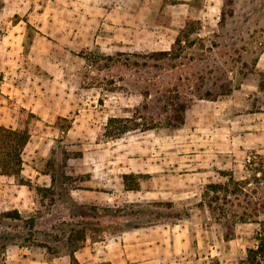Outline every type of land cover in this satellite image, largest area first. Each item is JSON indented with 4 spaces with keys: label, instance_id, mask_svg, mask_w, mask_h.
<instances>
[{
    "label": "rangeland",
    "instance_id": "1",
    "mask_svg": "<svg viewBox=\"0 0 264 264\" xmlns=\"http://www.w3.org/2000/svg\"><path fill=\"white\" fill-rule=\"evenodd\" d=\"M0 2V125L29 130L22 174L51 189L31 192L25 185L21 192L13 176L0 175V213L28 201V193L34 203L20 211L25 220L36 216L33 229L22 220L0 222V231L18 235L0 254V264L47 258V249L36 244L49 241L62 221L82 219L72 214V200L128 213L88 216L86 242L137 231L146 242L161 243V264H238L256 245L259 222H218L200 202L207 184L227 182L226 174L248 178V158L257 153L264 160V0ZM187 22L198 31L179 59L132 55L170 49ZM117 52L120 62L96 59ZM159 62L162 69L152 66ZM199 72L203 87H216V95L196 98L178 127L131 130L119 138L105 134L109 117L129 116L142 104V84H166L179 73H194L199 83ZM224 83L231 91L218 93ZM149 101L156 106L154 95ZM131 172L141 175L138 190L124 187L122 175ZM243 191L261 202L264 181ZM146 201H155L157 221L148 212H130L143 206L129 203ZM158 201H171L183 216H171L174 210ZM262 208L233 207L259 213L255 219H264Z\"/></svg>",
    "mask_w": 264,
    "mask_h": 264
},
{
    "label": "trees",
    "instance_id": "2",
    "mask_svg": "<svg viewBox=\"0 0 264 264\" xmlns=\"http://www.w3.org/2000/svg\"><path fill=\"white\" fill-rule=\"evenodd\" d=\"M2 3L0 2V5ZM222 23L225 20V10L222 9L221 12ZM198 31V27H194L192 22H187L185 26L179 31L176 36L172 46L168 50L153 51L149 54H137L133 53L135 57L142 58H156L162 62L165 60L175 61L179 59L185 52V49L195 42L192 36ZM0 31V35H1ZM200 37L196 35V39ZM122 53L117 52L116 55L99 53L98 59L104 60L106 62H120V56ZM89 58V57H88ZM90 59V58H89ZM95 59V60H96ZM133 62H137L134 60ZM162 62L153 63L152 66H156L162 69ZM147 62H143L146 65ZM171 68L175 70L177 68V62L171 64ZM176 72V71H174ZM202 72V71H201ZM199 72L197 79L199 83L193 82V73L191 76L183 77L179 73L174 80L168 81L166 84L162 83L160 79L150 80L149 83L142 84L143 87L141 94L143 96V102L140 106L134 108L131 111V115L126 117L111 116L105 125V134L110 138H119L123 134L131 130L147 131L150 129H155L160 126H166L175 128L184 122L185 112L190 108L196 98H207L215 97V93L212 88L204 86V76L203 73ZM221 72V77H222ZM219 78V77H218ZM186 79V80H185ZM196 79V78H195ZM227 77H225V80ZM218 93H228L231 91L228 83L220 84L218 86ZM156 98V106L151 105L149 99L152 96ZM30 139V132L27 128L22 129L20 127H12L0 125V174L13 176L17 183L26 185L31 192H42L51 190L50 187H45L42 185L34 184L31 180L26 179L23 174V150ZM246 169L251 171L250 177L245 179H235L233 175L226 174L228 180L225 183H209L206 185L208 190L206 197L200 202V207L209 211L211 216L218 222H247V221H257L260 224V228L257 230L256 245L248 247L246 251V256L239 261L238 264H264V219H255L254 216L259 217V213L250 214L248 211H238L233 209V207H245L250 206L251 208H256V206L264 207V195L261 196V202H253L249 200L250 195L245 193L243 190L246 185L252 181H264V160L262 156L257 153L250 156L246 161ZM63 173L60 175L62 176ZM52 183H56V176L51 173ZM140 174L137 173H124L122 175L123 184L126 190H138L140 187ZM63 185V180L61 181ZM243 195V198H241ZM232 196V197H231ZM242 201L246 202L244 206ZM155 202V201H154ZM154 202L143 203L131 202L130 207L143 206L140 209H131V213L148 212L151 214L150 220L157 221L156 212L157 209H153L152 205ZM161 206L167 207L165 209L174 210L172 215L176 218L183 216L179 209L175 210V206L171 201L168 202H156ZM253 204V206H252ZM71 207L76 211L72 213L78 219L74 223L73 221H62L60 223V229L58 231H52L50 233L49 241L37 243V246L44 247L48 251L49 258L68 255L70 257L72 264H79L75 251L82 248L87 239V231L92 230L87 225L90 224L87 218L90 217H102L105 215L120 216L125 215V210L122 207H112V206H102L98 204H78L75 201H71ZM263 211L264 208L258 210ZM118 212H120L118 214ZM130 214V213H129ZM36 216L27 217L25 220L21 211L18 209L5 210L0 213V222L4 224V220H22L25 224L28 223L30 228L33 229L35 226ZM254 218V219H253ZM135 220V219H134ZM124 226V223L121 224ZM138 227L134 225L131 228L120 229L117 232H122ZM96 228V227H95ZM94 228V229H95ZM18 236L6 231H0V254H4L6 248L9 246L10 241ZM35 238V237H34ZM60 241H63L64 250H59ZM52 264V263H50Z\"/></svg>",
    "mask_w": 264,
    "mask_h": 264
},
{
    "label": "crops",
    "instance_id": "3",
    "mask_svg": "<svg viewBox=\"0 0 264 264\" xmlns=\"http://www.w3.org/2000/svg\"><path fill=\"white\" fill-rule=\"evenodd\" d=\"M16 186L19 187L18 191H27L23 184ZM1 189L2 187L0 185ZM26 197L28 201L20 198L21 201L14 208H18L19 211L29 208V202L31 204L34 202L28 193H26ZM146 241L143 234L138 235L137 231L129 232L118 238L92 242L87 241L82 248L75 251V256L79 264H161L163 260L160 253L161 243L155 242L153 245L151 242ZM156 251H158L159 255L152 256ZM26 262H29V264H72L68 255L53 258H49L48 256L47 258H26Z\"/></svg>",
    "mask_w": 264,
    "mask_h": 264
}]
</instances>
